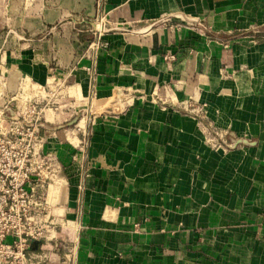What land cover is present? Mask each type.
Instances as JSON below:
<instances>
[{
    "label": "crops",
    "instance_id": "crops-1",
    "mask_svg": "<svg viewBox=\"0 0 264 264\" xmlns=\"http://www.w3.org/2000/svg\"><path fill=\"white\" fill-rule=\"evenodd\" d=\"M33 101L32 260L264 264V0H0V125Z\"/></svg>",
    "mask_w": 264,
    "mask_h": 264
},
{
    "label": "built area",
    "instance_id": "built-area-1",
    "mask_svg": "<svg viewBox=\"0 0 264 264\" xmlns=\"http://www.w3.org/2000/svg\"><path fill=\"white\" fill-rule=\"evenodd\" d=\"M178 107L198 119L207 117L208 104L194 98ZM4 110L0 107V121ZM42 113L43 107L29 102L5 128L0 125V154L8 161L0 165V264H38L29 257V242L46 237L48 181L62 165L38 152Z\"/></svg>",
    "mask_w": 264,
    "mask_h": 264
},
{
    "label": "rangeland",
    "instance_id": "rangeland-1",
    "mask_svg": "<svg viewBox=\"0 0 264 264\" xmlns=\"http://www.w3.org/2000/svg\"><path fill=\"white\" fill-rule=\"evenodd\" d=\"M7 163V159L2 154H0V165H8Z\"/></svg>",
    "mask_w": 264,
    "mask_h": 264
},
{
    "label": "water",
    "instance_id": "water-1",
    "mask_svg": "<svg viewBox=\"0 0 264 264\" xmlns=\"http://www.w3.org/2000/svg\"><path fill=\"white\" fill-rule=\"evenodd\" d=\"M35 242L38 244V240H35Z\"/></svg>",
    "mask_w": 264,
    "mask_h": 264
}]
</instances>
